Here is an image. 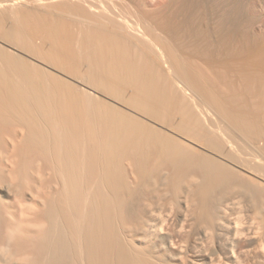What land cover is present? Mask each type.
Returning <instances> with one entry per match:
<instances>
[{
	"label": "bare ground",
	"instance_id": "bare-ground-1",
	"mask_svg": "<svg viewBox=\"0 0 264 264\" xmlns=\"http://www.w3.org/2000/svg\"><path fill=\"white\" fill-rule=\"evenodd\" d=\"M244 13L0 0V243L23 214L36 264H264V58Z\"/></svg>",
	"mask_w": 264,
	"mask_h": 264
},
{
	"label": "clouds",
	"instance_id": "clouds-1",
	"mask_svg": "<svg viewBox=\"0 0 264 264\" xmlns=\"http://www.w3.org/2000/svg\"><path fill=\"white\" fill-rule=\"evenodd\" d=\"M234 191H240L236 189ZM158 200L165 199L169 196V193L158 192L156 193ZM15 198V197H14ZM170 206L174 208V202L170 201ZM237 205H241L242 201L237 199L235 201ZM19 204V201H18ZM242 219V217H240ZM28 225L25 222V216L22 214L20 219L16 222L15 226L8 229L7 231V240L6 242L0 243V264H36V257L33 249L30 245L17 241V237H21L23 230ZM38 229H43L44 225L42 222H38L34 225ZM243 225L241 223H237L236 227L240 228ZM211 231L207 232V235L211 236ZM11 241L9 243L8 241Z\"/></svg>",
	"mask_w": 264,
	"mask_h": 264
},
{
	"label": "rangeland",
	"instance_id": "rangeland-1",
	"mask_svg": "<svg viewBox=\"0 0 264 264\" xmlns=\"http://www.w3.org/2000/svg\"><path fill=\"white\" fill-rule=\"evenodd\" d=\"M245 13L241 16V36L247 35L248 31H252L254 28L260 27L258 34L260 35V43L258 49L260 50V59L264 58V2L261 0H243ZM263 24V25H262ZM212 77V76H211ZM229 81L240 87L238 79L231 75L229 76Z\"/></svg>",
	"mask_w": 264,
	"mask_h": 264
}]
</instances>
